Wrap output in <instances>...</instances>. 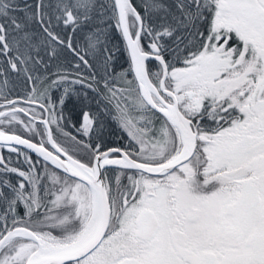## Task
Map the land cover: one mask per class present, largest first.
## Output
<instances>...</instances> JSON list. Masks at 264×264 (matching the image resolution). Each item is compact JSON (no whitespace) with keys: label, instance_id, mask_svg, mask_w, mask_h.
Masks as SVG:
<instances>
[{"label":"snow or ice","instance_id":"obj_1","mask_svg":"<svg viewBox=\"0 0 264 264\" xmlns=\"http://www.w3.org/2000/svg\"><path fill=\"white\" fill-rule=\"evenodd\" d=\"M0 264H264V0H0Z\"/></svg>","mask_w":264,"mask_h":264},{"label":"flooded vegetation","instance_id":"obj_2","mask_svg":"<svg viewBox=\"0 0 264 264\" xmlns=\"http://www.w3.org/2000/svg\"><path fill=\"white\" fill-rule=\"evenodd\" d=\"M108 139L115 141L117 144L123 143L126 140V134L122 133L120 130H112L111 135L108 136Z\"/></svg>","mask_w":264,"mask_h":264},{"label":"trees","instance_id":"obj_3","mask_svg":"<svg viewBox=\"0 0 264 264\" xmlns=\"http://www.w3.org/2000/svg\"><path fill=\"white\" fill-rule=\"evenodd\" d=\"M22 2H23V0H22ZM29 2H30V0H29ZM136 2L139 3L140 0H136ZM109 127L111 128V130H120V129L116 126L115 123H111V124L109 125ZM2 151L4 152L5 155H7V149H3Z\"/></svg>","mask_w":264,"mask_h":264}]
</instances>
